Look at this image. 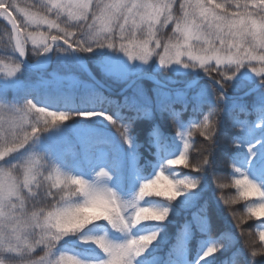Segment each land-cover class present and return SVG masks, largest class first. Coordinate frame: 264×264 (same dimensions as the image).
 Masks as SVG:
<instances>
[{
    "label": "snow or ice",
    "instance_id": "1",
    "mask_svg": "<svg viewBox=\"0 0 264 264\" xmlns=\"http://www.w3.org/2000/svg\"><path fill=\"white\" fill-rule=\"evenodd\" d=\"M96 49L121 53L142 65L153 61L161 72L179 66L194 71L197 80L201 74L208 80L206 86L187 79L172 83L171 78L160 79L142 71L129 81L134 96L149 105L155 101L158 111L168 114L180 144L178 153L164 159L129 200L100 183L110 179L103 167L92 179L65 172L38 148V141L41 134L59 128L74 115L102 117L131 148L133 123L141 116L151 118V108L134 110V115L120 120L106 111L52 109L30 98L38 89H51L49 81L18 76L29 61L39 63L46 54L51 53L46 59H52L57 52L86 54ZM242 69L246 71L242 73ZM0 79L6 81L0 84V264H88L61 246L66 237L95 245L103 253L95 264H143L137 258L161 237L162 228L146 233L133 230L145 222L164 225L170 208L140 202L156 197L171 203L185 193L195 197L206 175H212L220 188L229 187L223 182L229 176L236 177L231 186L238 196L224 203L235 204L237 199L246 203L240 212L228 209L232 229L209 244L200 260L223 247L233 251L231 264H264V186L247 172L256 155L255 143L239 136L230 142L224 139L229 127H250V112L261 116L255 127L264 124V0H0ZM144 79L152 81L151 95L144 88ZM230 89L235 90L234 96L229 95ZM10 92L14 93L11 99ZM166 98L171 102L162 103ZM176 103L181 104L179 110ZM189 103L194 115L184 121L182 113ZM225 120L230 123L226 125ZM193 133L202 139L192 140ZM159 135V127L154 126L149 136ZM196 144L198 158L190 159V148ZM228 147L237 150L235 158L223 159ZM259 163L264 174V159ZM178 165L183 166L181 171L189 170L182 178L161 170ZM153 184L160 194L147 191ZM98 199L110 203L115 211L90 208ZM143 207L151 208L153 215L138 218ZM206 207L192 212L203 231L209 229ZM76 210L91 219L64 223L62 217ZM101 221L125 238L114 240L85 231ZM163 264H172L171 257Z\"/></svg>",
    "mask_w": 264,
    "mask_h": 264
},
{
    "label": "trees",
    "instance_id": "2",
    "mask_svg": "<svg viewBox=\"0 0 264 264\" xmlns=\"http://www.w3.org/2000/svg\"><path fill=\"white\" fill-rule=\"evenodd\" d=\"M26 2H28V0H24V3ZM164 34L167 35V33ZM68 53L69 51L57 52L55 57L52 58L53 62L47 71L63 69L67 66L71 68V73L84 81L85 84L76 86L75 88L58 87L49 90L38 89L34 92L33 96L30 97L34 102L52 109L64 110L69 113L106 111L109 115H112L118 120L134 115V110L141 111L146 107H150L152 116L151 118L141 116L134 121L132 126L134 143L131 148L121 142L115 130H109L111 124L102 117L85 119L75 115L66 122L71 123L79 121L83 125L84 129L82 130L84 131L78 132L77 134L69 131L67 137L57 142L54 146L48 144L45 147L38 146V148L42 151H46L63 171L71 174L81 170L84 176H88L98 168L103 167L114 177L113 182L117 188V194L121 199H132L139 184L144 180L150 179L155 172L160 169L164 159L174 156L180 150V144L175 140L172 121L167 113L162 114L158 111L155 101H153L151 105L147 104L142 98L134 96L131 88L128 92L119 96L104 91L91 81ZM60 54H67V65H61L62 61L59 58ZM78 54L87 60L91 70L94 71L93 73L105 84L110 85L115 90H119L126 84V82H119L116 84L113 80L106 79L103 74L96 69V65L87 54ZM155 64L156 63H153V65L150 66L151 68H147L144 71L153 72L159 78L166 79V76L169 74L168 71L161 72L155 67ZM40 74L41 72H31L22 67L20 76L29 79L28 77L37 78ZM174 77H176L178 81H181L185 79L192 80L196 76L186 73L183 75L174 74ZM178 81H173L172 83ZM249 82L251 83V81ZM207 83L208 81L204 80L201 81L199 85L206 86ZM143 85L145 89L149 90V94L151 95L152 82L144 79ZM229 93L235 94V90L230 89ZM12 95H14V93L10 92V99ZM208 100H211L210 95L208 96ZM169 102H171V98H166L162 101V103ZM174 106L178 110L181 108L180 103H176ZM193 115L192 104L189 103L188 110L182 113V119L187 121ZM81 120H85V122ZM248 121L250 127L247 129L242 130L229 127L228 134L224 139L230 142L233 137L239 136L255 143L254 151L256 155L252 158V163L248 165L247 172L251 179L255 180L261 186H264V174H261L259 171V161L264 159V156H262V153H264V147H262L264 146V131H262V129H264V124H261L260 128L255 127V125L261 121V116L258 112H250ZM121 122H126V119ZM229 123L230 121L225 120L226 125ZM92 126L98 129L95 131L92 129L89 130ZM154 126L159 127V137L149 136ZM102 127L109 132L102 129ZM200 139L202 138L199 137L198 133H193L192 140L198 141ZM257 139L260 140V143H256ZM198 147L199 145L196 144L190 148V159L198 158ZM236 156L237 150L232 147L226 148L223 153V159H231ZM182 168V165H178L174 166V169L165 167L161 170H164L166 174L170 176L174 175L178 178H182V176L189 171L188 169H183V171H181ZM218 170L228 171L224 169ZM221 175H225V173H221ZM234 178L236 177L229 176L227 180L223 181L229 184V187L220 188L217 186L212 175H206L203 177L201 189L195 197L193 193H185L171 203L164 201L163 198L156 197H148L145 198L144 201H141L140 203L142 206L169 207L170 214L164 225H160L156 222H145L133 230L138 233H146L154 231L157 228H162L161 237L163 239L158 237V240L153 242L148 252L137 259L142 261L143 264H163L169 257H171L172 264H197V262L198 264H231L232 260L235 261L233 251L223 247L213 256L200 260V256L209 244L215 242L225 230L232 229L231 217L228 214V209L232 208L240 212L243 210V205L246 203L239 199H237L235 204L224 203L225 200L231 201L238 196L236 188L231 186V181ZM193 202L195 207L192 206ZM205 205L207 206L206 218L209 225L208 231L201 230V227L192 218V212L195 211L196 208ZM255 230L254 228L253 231ZM85 231L91 235H104L106 231L114 232L102 221L87 226ZM117 234L125 238L123 234ZM61 246L82 261L88 262V264H95L96 261L103 257V253L95 245L83 244L77 237H66L65 241L61 242ZM236 259L238 260L239 257H236Z\"/></svg>",
    "mask_w": 264,
    "mask_h": 264
},
{
    "label": "rangeland",
    "instance_id": "3",
    "mask_svg": "<svg viewBox=\"0 0 264 264\" xmlns=\"http://www.w3.org/2000/svg\"><path fill=\"white\" fill-rule=\"evenodd\" d=\"M21 3H24V0H21ZM164 38L165 39L167 38L166 34H164ZM86 54L90 57V59H92L93 63L97 67L96 69L99 70L106 79L113 80L116 84H118L119 82L128 83L130 81V78H132L133 76H136L142 71L145 72L144 70H146L147 68H151L150 66L153 65V63H155L153 61H150L148 65H142L136 61H128L127 58L124 57L121 53L113 52L107 49H96L94 50L93 53H86ZM68 55L70 56L69 53ZM46 57H47V54H46ZM46 57L40 58L39 63L35 59L33 60V62H37L38 66H42L46 62L45 61ZM59 58L62 61L61 65H64V64L67 65L66 63L68 59L67 54H64V55L60 54ZM81 59L85 63H87L86 59H84L83 57H81ZM87 65L89 66V69L91 70L90 65L88 63ZM155 67H157L158 70H160L158 64H155ZM172 67H175L178 70L172 71L171 70ZM71 71H72L71 68L66 66L63 69H53L50 71H44L43 73L38 75L37 78L28 77L29 79H26V78H23V79L31 80L33 82L38 81V80L49 81L52 86L51 89L58 88V87L59 88H64V87H69V88L74 87L75 88L76 86L84 85L85 82L82 81L80 78H78L76 75L74 76L71 73ZM245 71L246 70L244 69L241 70L242 73H244ZM168 73L169 74L166 76L167 77L166 79L171 78V82L178 81L177 78L174 77V74L183 75V74L189 73V74H192V76L193 75L196 76V73L194 71L184 70L182 68H179V66H170V70L168 71ZM20 75L21 73L18 74V76ZM247 75L250 77L251 73H247ZM4 83H6V81L0 79V84H4ZM81 121L85 122V120H81ZM82 129H84L83 125L79 121L71 122V123L66 122L63 125H60L59 128L57 129H50L48 133L41 134V138L38 141V146L45 147L48 144L54 146L55 144H57V142L66 138L69 131H72L74 132V134H77L78 132L84 131ZM91 129L95 131L98 128L95 126H92L91 128H89V130ZM102 129H104L105 131H108L103 127ZM109 130L114 131L115 129L111 125ZM94 173L90 174V176H83V172L81 170H78L74 173V175H81L86 179H92ZM109 176H110V179H102L100 183L103 185H106L107 187L111 188L114 192L117 193V188L115 187V184L113 182L114 177H112L110 173H109ZM104 235H106L109 239H114V240L124 239L122 236L118 235L117 233L110 232V231H106Z\"/></svg>",
    "mask_w": 264,
    "mask_h": 264
},
{
    "label": "clouds",
    "instance_id": "4",
    "mask_svg": "<svg viewBox=\"0 0 264 264\" xmlns=\"http://www.w3.org/2000/svg\"><path fill=\"white\" fill-rule=\"evenodd\" d=\"M166 190V189H165ZM147 191L150 194H160L157 190H156V185H149L147 186ZM242 195L244 193H241ZM90 208L92 209H100L106 213H111L113 211H115V208L108 202L98 199L92 202V204L90 205ZM261 211H264V209H261ZM153 215L152 209L149 207H143L141 209L138 210L137 212V217L138 218H149ZM91 217H88L82 210H76L73 212H68L65 214L64 217H62V220L64 223L66 224H73V223H87L88 220H90Z\"/></svg>",
    "mask_w": 264,
    "mask_h": 264
},
{
    "label": "water",
    "instance_id": "5",
    "mask_svg": "<svg viewBox=\"0 0 264 264\" xmlns=\"http://www.w3.org/2000/svg\"><path fill=\"white\" fill-rule=\"evenodd\" d=\"M71 54H72L73 60L76 61V63L90 77V79L93 80L96 83V85L100 86L105 91H107V92H109L111 94H114L116 96H119L120 94H123L124 92L128 91L129 87L127 85H128L129 82L121 90H119V92L115 91L112 88H110L109 86H107L104 82H102L101 80L96 78V76L92 73V71L89 70L88 66L83 64L81 59H79L77 53L71 51ZM51 55H52L51 53L48 54V56H51ZM46 61H47L46 65H44L42 67L41 66H37L36 64H33V63H28L27 65H25V67H27V68H29L31 70L33 69V70H36V71H43L44 69H47L50 66V64H51V59H47ZM135 77L131 78V80L134 79ZM205 79H207V77L200 76V78L198 80H197V78L195 80H197V83H198V82H200L202 80H205ZM148 80L150 82H152L150 79H148ZM230 96H234V95H230Z\"/></svg>",
    "mask_w": 264,
    "mask_h": 264
}]
</instances>
